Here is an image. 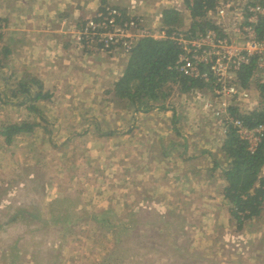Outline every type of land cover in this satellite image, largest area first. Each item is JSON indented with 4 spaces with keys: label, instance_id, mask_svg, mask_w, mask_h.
<instances>
[{
    "label": "rangeland",
    "instance_id": "1",
    "mask_svg": "<svg viewBox=\"0 0 264 264\" xmlns=\"http://www.w3.org/2000/svg\"><path fill=\"white\" fill-rule=\"evenodd\" d=\"M87 1L90 11L80 23L110 6L142 17L153 34L160 31L166 9L181 15L179 30L192 23L184 0ZM32 2L28 5L36 3L37 8V0ZM7 8L0 0V129L22 121L35 125L32 133L17 136L11 145L0 136V264H264V206L259 218L236 231L220 193L222 181L225 186L221 171L209 178L206 156L200 154L191 160L196 167H185L187 177L178 175L185 169L170 167L163 174L155 169L160 174L156 182L150 181L155 178L145 176L140 159L145 156V137L129 131L132 121H111L131 109L105 88L96 85L87 91L75 83V88L55 90L40 83L50 99L23 103L22 96L16 98L21 84L37 80V27L30 26L37 16L25 11L22 17L34 31L21 34L20 41L28 43L19 46L9 32L18 16L6 13ZM29 87L32 93L40 89ZM255 88L252 100L259 101ZM198 104L203 110L202 102ZM162 118L155 115L149 121L162 126ZM221 131L216 130V139H221ZM165 134L157 132L153 138L163 141ZM172 135L176 137L170 140L186 142ZM140 139L143 142L135 143ZM214 158L225 166L223 152ZM205 173L207 184L200 180ZM136 181L152 187V197L125 199L129 193L121 189L120 200L112 194L115 187ZM129 200L132 205L123 213ZM82 217L100 219L104 229L88 223L81 231L70 224Z\"/></svg>",
    "mask_w": 264,
    "mask_h": 264
},
{
    "label": "crops",
    "instance_id": "2",
    "mask_svg": "<svg viewBox=\"0 0 264 264\" xmlns=\"http://www.w3.org/2000/svg\"><path fill=\"white\" fill-rule=\"evenodd\" d=\"M30 1L4 0V4L5 8L6 6L9 7L6 13L17 14L18 16V19L13 21L9 32L13 31L14 41H17L19 46L28 43L27 39L20 41L21 34L23 35L25 31H34L27 28L29 25L22 16L26 10L29 13L33 11L35 16H37V22L33 21L30 24V26L37 27V80L55 90L75 88V83H79L80 85L82 84L83 90L86 89L88 91L99 85V87L105 88L106 93L110 94L114 83L118 81L126 68L128 57L121 54H83L74 47L75 28L83 20L84 15L90 11H88V3L90 2L87 0H37V8H35L36 3L33 6L28 5L33 4ZM65 83L68 84L67 87L64 86ZM195 91H197V88L190 90L188 93H182L175 89L172 96L163 104L162 107L164 109L162 110L159 109L160 105L158 107L155 106L153 110L146 113L137 112L130 108L131 112L112 118L111 121H132L129 131L132 129L136 138L139 134L145 137V156L140 155V159L145 163L143 167L145 176L147 178L151 176L155 178H151L150 181L156 182L157 175L160 174L155 169H160L161 174H163L164 169H169L170 167L177 169L178 172H182V169H185L183 173L178 175L187 177L188 169L185 167H196L195 164H192V161L197 159L198 154L202 158L206 156V159H203L207 161L204 167L206 169L211 168L212 161L215 160V154L222 152V144L226 132L215 120H212L210 111L206 110L205 112L199 108V104L194 98ZM255 92L258 95L257 87ZM71 93L73 95V92ZM69 94L66 91L64 93L65 96H69ZM208 114L209 116H207ZM155 115L165 117L162 118V126H159L161 122L156 120L153 122L149 121L153 120ZM138 121L144 122V127ZM205 121L211 122L206 125ZM217 129H222L221 139H216ZM157 132L166 133L162 137L163 141L156 142L154 140L153 136ZM167 133L177 134L180 138H184L186 142L179 143L178 141L170 140L171 137L176 136L168 135ZM217 133L220 135L219 132ZM139 142H143L142 139L135 141V143ZM137 148L138 144L135 149ZM158 149L161 150L159 153ZM220 176L222 177L221 173ZM211 177L213 175L209 176V178ZM200 180L202 183L206 180L207 184V174H203ZM222 183L223 189L224 182L222 181ZM120 189L129 193L125 199H134V201L139 198L148 200L149 197H152L153 191L152 187L136 181L133 185L114 188L112 194L118 200L124 197L122 191L117 195ZM220 193L222 196V192ZM131 202L129 200L124 204L123 213L128 211L127 206L128 203L132 205ZM99 220L97 218L94 222V220H89L87 217H82L75 218L70 224L80 226L81 231L86 229L85 227L88 223L93 224L94 228L99 226L104 229ZM90 254L92 253L90 252Z\"/></svg>",
    "mask_w": 264,
    "mask_h": 264
},
{
    "label": "built area",
    "instance_id": "3",
    "mask_svg": "<svg viewBox=\"0 0 264 264\" xmlns=\"http://www.w3.org/2000/svg\"><path fill=\"white\" fill-rule=\"evenodd\" d=\"M215 6L207 16L216 28L204 32L188 28L171 35L181 52L174 69L183 77L202 82L203 90L194 92L196 101L202 102L203 110L210 111L224 132L231 128L253 153L264 138V123L248 127L231 109L246 115L262 108L260 99L252 100L251 88L264 83V33L258 29L264 5L255 0H216ZM160 26L153 34L142 17L104 7L76 26L74 47L89 54L129 57L140 40L165 39L166 28ZM247 68L252 74L245 88L239 73Z\"/></svg>",
    "mask_w": 264,
    "mask_h": 264
},
{
    "label": "trees",
    "instance_id": "4",
    "mask_svg": "<svg viewBox=\"0 0 264 264\" xmlns=\"http://www.w3.org/2000/svg\"><path fill=\"white\" fill-rule=\"evenodd\" d=\"M184 4L192 18L190 30L204 32L216 28L207 16L209 11L216 8V0H184ZM162 23L166 28V38L140 40L128 57L126 68L114 83L111 92L114 98L124 101L128 107L137 112L146 113L159 105V109H164L163 104L172 96L175 89L188 93L192 89L203 87L202 82L183 77L174 69L181 52L170 37L174 31L181 28L183 24L181 15L176 10L166 9L162 12ZM258 29L260 34L264 33V19L258 25ZM251 74L250 68L239 73V79L245 88L249 87ZM29 85L38 86L40 89L32 93ZM257 91L261 100V109L246 115L237 113L234 108L231 109L232 114L248 127L264 123V83L258 84ZM14 95L16 98L22 96L23 103L51 98L48 93L43 94L42 85L33 78L21 84ZM28 109L35 110L34 106H29ZM34 125L28 121L9 124L0 129V136L7 145H11L17 136L32 133ZM222 152L226 158L225 166L215 159L208 171L212 175L217 170L221 171L225 181L222 198L229 206L228 214L235 224L236 231H239L247 222L259 218L263 211L264 138L256 151L251 153L247 144L228 128L223 140Z\"/></svg>",
    "mask_w": 264,
    "mask_h": 264
}]
</instances>
